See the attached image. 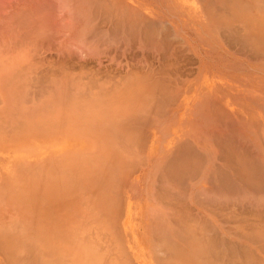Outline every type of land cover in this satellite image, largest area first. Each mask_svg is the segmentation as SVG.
Instances as JSON below:
<instances>
[{"label":"crops","instance_id":"0c3cea01","mask_svg":"<svg viewBox=\"0 0 264 264\" xmlns=\"http://www.w3.org/2000/svg\"><path fill=\"white\" fill-rule=\"evenodd\" d=\"M120 1L124 4H126V6H128V8H130L131 11H134L135 13H137L138 16L140 15L139 17H141L143 19L145 18V20L148 22L151 20L152 23L154 24V27L156 26V28H158V29H161V27L162 28L166 27V29H168L170 32L172 30V32L174 34V36H173L172 32H171L172 35L170 34V36L175 38L174 40H172L173 43L170 42V44H172L175 48L172 47V45H171V50H170V48H169L170 45H169V47L168 46L161 47V42H159V43L154 42L155 44L154 43L151 44L152 47L150 45L145 46L147 48L143 47L142 51H139V50L136 51L135 57H132L130 59H128V58L123 59L122 58L121 63H120L122 65L121 72H120V74L122 76L125 73L132 71V72H136L142 76L146 73V75L153 74V76L155 78H157V79L159 78L160 80L162 77L163 78L165 77V81H166V78H168L167 81L170 80V87L172 89L174 88L175 92L172 95L173 96L172 97L173 101L171 100L172 103L170 102L168 106L165 105L166 107L161 106V107H163V110L169 109L168 111L166 110L165 112H163L164 113L163 118H165V119H162V120L164 121V123L160 119V121L162 122V124H161L159 122V120L154 115H152V114L149 115V113L144 112V114H143L144 115L143 116V119H144L143 125L142 124L141 125L140 124L132 125L130 127V129H131V131L134 129L135 132L133 131V133H134L133 134L130 131L129 134H131V135L127 136V139L125 140V143L128 142L131 145L130 147L133 148V152H132L131 148L128 147L131 150V151H129L127 146L125 145L128 152L129 153L131 152L132 155L126 154L127 155V157H126L124 154H121V156H119L117 153L113 152L111 145L106 146V144L102 145V144H100V142L98 143L97 142L98 139H96L97 134L95 132L91 133V131L88 133L89 135L87 136V141H84L85 142L83 145L84 147H82V142H81L82 141V136H81L82 124H81V121L79 119L80 118L79 112L70 106L66 107L65 105H60L59 103L55 102L54 105H49V104L42 105L41 110L39 111V114L38 113H37L38 115L35 114L34 117L26 116V119L24 120L25 121L24 129L20 130V131H14V132H12L11 135H8L9 136V138H7L9 141L8 143H10L12 145L13 144L16 145V143L18 141L23 140L21 142V144L30 148V156L27 157L28 159L24 161L23 167H21V164H20V166L18 167L17 173L15 175V178L9 176V174L7 173V168L5 167L4 164H3V167L5 168V171L2 170L3 168L1 166V163H3L4 161L12 160L13 156H11L10 154L0 152V157H1L0 158V208H1L0 209V215H2V217H5V215H7V214L8 215L12 214V215H18L19 217H22L23 221L25 223L24 224V230H23L24 236L29 238L33 235L31 241H32V243L35 244V247L40 249L42 256L46 257L48 260H50L52 262H55V264H65V261H63V260H66V262H67L66 264H88L87 257H86L87 254H89L88 250L87 249L86 250L80 249L82 247L79 246L78 243L71 241V239H69L68 235H71L70 236L71 238H72V236H78L77 242H79L82 237L89 236L92 238L91 240L99 241L101 243V244L99 243V245H102V246H100V251H102V252L104 251V253H106L107 255H104V253L99 252L102 254V256H100V254L98 253L99 259H97L95 261L90 260L93 262V264H105V260H107L110 256H111V259L115 260V264H117V263L118 264H125V263L126 264L127 263L128 264H153V263L154 264H162V260H166L168 256L165 255L167 257L164 258V256L162 255V253L160 251L162 249L160 248L159 245H157V243L155 241L157 238V241L159 244L161 241V238L163 236H167V235L170 236V233L168 232L169 231L168 227H169V224L173 223V222L169 221L167 216L170 213V211L172 212V209L170 210L166 207L167 206V203H166L167 198H165V197H168L170 195V196H172L170 199H173V201H175V200L177 201L180 198V193H181V191H177V190H181L180 189L181 187L179 188V186H183L182 187V193L185 192L183 194L181 193L182 194L181 198H182V196H185V197L182 198L184 200H181L182 202L184 201L183 203H181L180 201H179V203H178V201L176 202L177 205L181 203L179 206L176 205L178 210H176V208L174 207V209H175L174 212L177 214L176 218L179 219L181 217L178 222H180L182 217H183L182 222L185 221V224H187V225L189 224V226L194 229V230L191 229L193 231L192 234L194 236H195V233H196V236H199V233H197L199 229L201 230L200 236L202 233H203L202 236H204L205 232L207 233L208 231L211 232L210 236L214 235V231H216L217 235L219 236V233L221 231H223V229H224L223 228L224 223H221V222H224V218H223L224 215L223 214H224L225 206L223 205L224 206L223 207L221 203L225 202V200H224L225 194L227 192H230L233 190V189L232 190L230 189V191H227L225 188L226 187L225 183H224V185H222L223 183L221 182V181L225 182L226 176L221 177L223 174V172H221V171H224L225 169L223 167L224 163L221 162L222 161L221 159H220L221 161L219 160L220 154L218 153L219 152L218 147L221 144H223L220 141L224 142L225 139H223V138L232 137L234 135V133H236L235 132L236 130L234 131V129H236V126L238 128V131L235 134L236 137H238V135L243 132V135L242 134H241L242 136L240 135V137H242L241 138L242 143L241 142L237 143V144H240L241 146H244V145L246 146L247 144L249 145L250 143L254 144L255 140L257 138V130H263L264 131V59H263L264 58V7H262V8L260 7L258 9V0H256V1H254V0H237V2H235V0H220L221 2L219 0H205V1H203V0H120ZM227 1H228V3H227ZM235 5H237V6H235ZM205 6L208 9L203 8ZM210 7H212V12L210 11L211 10ZM213 10L216 13L220 12L219 15L220 16L222 15L225 17L221 16L219 18L218 13L217 14L214 13ZM205 12H207V14H205ZM221 13H225V15H223ZM214 15H216V17H214ZM212 17H213V19H212ZM219 21L221 22V24H219L220 23ZM156 23L158 25H156ZM226 27L227 28L229 27L231 29H227ZM231 31H232V33H230ZM233 35L234 36L236 35L235 37L238 41L233 37ZM228 36H231V37H228ZM230 38H232V39H230ZM225 40H226V42H224ZM253 40H256L255 42L257 43V44L255 43L254 49L252 48L253 47L252 42L254 44ZM227 41H229L228 43L230 45L226 44ZM174 42H175V45H174ZM258 44H259V46L256 48L255 46ZM158 45H159V47H158ZM152 48H154V49H152ZM258 48L260 51L255 50ZM160 49H162V50H160ZM168 50H169V52H168ZM247 53L249 55H247ZM166 55H167V57H166ZM259 57H261V58L263 57V58L261 59ZM73 59H75V58L73 57ZM71 66L73 69L76 68L75 64H73ZM148 68L152 72H150L148 70ZM141 73H143V74H141ZM154 73H156L158 77H156V74H154ZM165 73H167V74L169 73L168 74L169 76L171 73V76L168 77L167 74L165 75ZM162 74H164V76H162ZM107 75H109V74H107ZM110 75H113V73H111ZM146 75H144V76H146ZM152 96L155 97L154 95H152ZM72 97H74V96H72ZM211 102H212V104H211ZM255 104H257V105H255ZM209 107L210 108L212 107V109H210V111H209V109H207ZM217 107H219V108L217 109ZM239 108H241V109H239ZM221 109H222V111H221ZM219 112H220V114H219ZM210 113H211V116H212V113L214 115L211 118V121H208V119L210 120V117H211ZM215 114L217 117L215 116ZM149 116H151L153 120ZM148 117H149V119H148ZM214 117H215V119H214ZM166 118H167V120H166ZM29 120H31V121H29ZM212 120H214L215 123H213ZM221 120H222V122H221ZM203 121L205 122V125H204ZM207 121L210 124H208ZM231 122L233 125H230ZM254 122H255V125H254ZM159 123H160V125H159ZM166 123H168V124L166 125ZM169 123L170 124L172 123V125H170ZM153 124H155V125H153ZM211 124H213V125H211ZM235 124H236V126H235ZM258 124L261 125L260 128H259ZM185 125H187V126H185ZM209 125H210V127H209ZM220 125H221V128L224 130H221L219 128ZM256 125L258 128L255 127ZM145 126H146V128H145ZM211 126H214V127H211ZM215 126L217 127L218 130H216ZM228 126H230L231 128H234V126H235V128L232 130ZM164 127H165V129H163ZM242 127L244 128V130H241ZM251 127L252 128L255 127L257 130L255 131V128L251 129ZM9 128H12V127H9ZM169 128H171V129H169ZM208 128H210V129H208ZM211 128H214L215 130L214 129L212 130ZM128 129H129V127H128ZM135 129H137V131ZM201 129H202V131H201ZM123 130H125V128ZM229 130L232 131V133ZM213 131H216V132L214 133ZM137 132L138 133L140 132V133L138 134ZM211 132L213 133V135ZM218 132H221V133L225 132V133L222 135L220 133L218 134ZM228 132H230V133H228ZM238 132H239V134H238ZM250 132L253 135L249 134ZM124 134L125 133H123V135ZM24 135H26V136H24ZM91 135H93V137H95V138H93ZM207 136L210 138H208ZM214 136L216 137L215 140H214ZM249 136H251V137H249ZM246 138L250 139L252 142L247 141L248 139L246 140ZM128 139L129 140L132 139V140L128 141ZM143 139H144V141H143ZM50 140H51V142H50ZM216 140H217V142H216ZM239 140H240V138H239ZM243 140H244V142H243ZM1 141H2V137L0 136V142ZM147 141H148V143H147ZM190 141H191L192 145L190 144ZM208 141H210V143ZM245 141H247V144L245 143ZM128 143H127V145H129ZM142 143H144V145L146 147L143 146ZM178 143H179V145H178ZM213 143H214V145H213ZM215 143H217V145H215ZM243 143H245V144H243ZM188 144H190L189 145L190 147L188 146ZM251 144H250V146H251ZM133 145H135V146L137 145V148ZM195 145H197L196 146L197 149L194 147ZM180 146H182V147H180ZM216 146H218V147H216ZM109 147H110V149H109ZM184 147H187L188 151L190 150L189 148H191L192 150L189 151L190 152L189 153L186 150L187 148H184ZM38 148L40 149V156H38L37 154H34L35 150ZM194 148L196 150H194ZM144 149L146 151L145 153H143ZM134 150H136V151H134ZM193 150L196 153H194ZM201 150L204 152L206 151V153L201 152ZM217 150H218V152H217ZM180 151H182L183 154ZM178 152L181 153V157H180V154H178ZM187 152H188V154H187ZM133 153L135 155L136 154H138V155L142 154L143 155V156L142 155L139 156L140 158L142 157L143 159L142 158L138 159L139 157L137 158L138 161L140 160V163L137 161L138 162L137 164H139V165L138 166L136 165L137 168L139 167L138 168L139 170L136 167H134L133 165H130L129 161L136 162L133 158H132L133 160L132 159L130 160L128 158L129 155H130L129 157H135V156H133L134 155ZM197 153L199 155L196 157L197 161L195 162L196 159H192L191 157L194 158L197 155ZM208 153H209V156H208ZM184 154H186L185 155L186 158H185ZM193 154H195V155H193ZM202 154H204V155H202ZM217 154H218V156H217ZM82 155H87V156H84V158H83V157H81ZM144 155H145V157H144ZM187 155L189 156V159H188ZM117 156L120 157V161H119V157H117ZM37 157H39V158H37ZM80 157H81V159H80ZM122 157L124 160L122 159ZM178 157H180V158H178ZM99 158H100V160L104 159L101 163L103 165L105 164L106 166L102 167V164L101 163L99 164ZM115 158H117V162H116ZM126 158L128 159V163H127ZM190 158L192 159V161H194L193 163L191 162ZM135 159H136V157H135ZM181 159H183L184 161ZM210 159H212V162H209ZM80 160L82 162H80ZM144 160H145V162H143ZM216 160H217V162H216ZM89 161L91 163L94 162L95 165H94V163H93V165L96 167L91 168L92 164ZM104 161H105V163H104ZM202 161L204 164H202ZM181 162L185 163L184 167H183V164H181ZM88 163H90V164L88 165ZM190 163L191 164L198 163V164H195L197 166H195V165L192 166ZM215 163H218L219 165L220 164L221 165L218 166V164H215ZM128 164L131 167H129ZM49 165L52 167L54 165V167H56V169L54 167H53V169L57 170V173L59 171L60 175H62V171H63V175H62L63 177H61L62 182H63V180H65L64 177L66 176L65 175L66 169H63V167H67L68 168L67 171L70 170L69 171L70 173L67 172V177L71 178L72 180L71 179L67 180L69 178L65 177L66 183H64V182L62 183L59 180L60 177H58L60 175H57L55 171H51L52 169H50L51 167ZM107 166L110 167L109 170H111V169L112 170L109 171L108 170L109 167L107 168ZM198 166L202 167V168H198ZM217 166H218V168H217ZM36 167L37 168L39 167L42 170L41 172L44 174H42L40 172V169L38 168L39 170L37 169L38 171L36 170V175H34L35 172L33 173V170L35 171ZM59 167H61V169H59ZM79 167H80V169H79ZM114 167L119 168V169H117V168L116 169L120 172V174H121L120 176L118 174L119 172H117V170H115ZM158 167L159 168L161 167L162 170H160L161 168L159 169ZM165 167H167V168H165ZM168 167H170V168H168ZM192 167L194 169H192ZM221 167L224 170H221L219 172V174L217 175V173L221 169ZM130 168H133V170ZM178 168H180L181 170H178ZM29 169L32 171L31 172L32 174L30 173ZM48 169L51 171L52 174H50L48 172L49 171ZM124 169H126V171ZM182 169H184V170H182ZM188 169L193 170V171L195 170L194 171L195 173H193V171H188ZM216 169L217 170L219 169V170L217 171ZM20 170H22V171H20ZM163 170H164V172H162ZM167 170H169L168 173H167ZM185 170H187V172H191L194 175V176H192V174L187 173L189 181L193 184H191V183H189L190 185L188 184L189 181H187L188 178H187V176H185L186 175V173L184 172ZM25 171H26V173H25ZM27 171L30 174H28ZM115 171H116V173H115ZM196 171H198V172H196ZM45 172L47 175L45 174ZM107 172H108V175H107ZM112 172H113V177L111 175ZM165 172H166V174H165ZM182 172H184L183 176H182ZM24 173H25V175H24ZM71 173L73 176L75 174L74 178L71 175ZM100 173L102 176L100 175ZM163 173H164V177H166V179H164V177L162 176ZM175 173L177 175H178V173L180 174V175H178L177 180H175L176 176H177V175H175ZM220 173H221V175H220ZM22 174H23V177H22ZM26 174H28V175H26ZM48 174H50V177ZM167 174H170V175H167ZM198 174H200V175H198ZM29 175H30V179L32 181L29 179ZM53 175H54V177H55V175L57 176L58 181H56V179L55 180L53 179L54 178ZM82 175H83V177H81ZM158 175L160 176V178L163 177V179H162L163 183L161 181L160 184H162V185L167 184V187L171 188V190L169 188L167 190H165L167 187L165 188V186H163V188L162 189L160 188V189L161 190L164 189L165 191L164 190H163V192L157 191L158 190L157 187H159V185H160L159 184L157 186V181H160V178L158 177ZM76 176H77V178H76ZM100 176H101V178H100ZM209 176H210V178H209ZM218 176H220V178L222 179L221 181L219 180L220 178ZM26 177H27V179H26ZM40 177H42V178H40ZM44 177H46V179H44ZM116 177L119 178V180H118L119 182L116 181L117 180ZM183 177L184 178L186 177L185 180L187 179L186 181H184L185 186L183 184H181L183 182V179H184ZM194 177H196L197 179L192 180V178H194ZM211 177H213V180L211 179ZM38 178H40L42 180H40ZM170 178L171 179L174 178V179L171 180ZM178 178H180L181 182L177 183V181H180V180H178ZM73 179H74V181H73ZM112 179H113V181H112ZM37 180L38 181L40 180L42 182L39 181V183H38ZM53 180L56 182H53ZM103 180L105 181V183ZM168 180H170V181H168ZM78 181H79V183H78ZM126 181H129V182H126ZM171 181L176 182V183H173ZM31 182H33V183L37 182L36 184L34 183V185L37 188ZM45 182H47V183H45ZM72 182L73 183L76 182V183H74L75 186L73 184L71 185ZM113 182H114V184L112 185ZM155 182H156V184H155ZM164 182L166 184H164ZM186 182H187V184H186ZM219 182H220V184H219ZM60 183H61V185H60ZM67 183H69V184H67ZM64 184L66 185V187ZM135 184H137V185H135ZM174 184L179 185V186H176V188H175ZM56 185H58V186H56ZM130 185L134 186L133 187L134 189H132L130 187ZM155 185L157 186L156 188H155ZM187 185H189V186H187ZM221 185L223 187L225 186L224 190H223V188H221L222 187ZM73 186L76 188L78 186L80 188L82 187L83 191L88 190L87 192H85V194L83 193V191L80 190L81 194H84L81 197H85V199H82L80 197L81 194ZM136 186H137V188H135ZM186 186H187L186 191H188V192L185 191ZM61 187H64V188H61ZM102 187L104 189L106 187V189L108 191L104 190ZM123 187H126V188H123ZM172 187H174V189ZM3 188H4V190H3ZM121 188H123V189H121ZM217 188L219 190H217ZM7 189H8V191H7ZM53 189L55 190V192ZM59 189H60V191L62 189L60 195L58 194L60 192ZM110 189H112V190H110ZM172 189L174 190V192L176 191V193L179 194L178 199L176 198L177 195L174 196L175 194H173ZM153 190L157 191V193L155 194V196L152 197V194L154 195V193H155ZM169 190L172 193L169 194L167 192ZM203 190H205V192ZM5 191H7V192H5ZM122 191H123V193H122ZM133 191L134 192L136 191V192L133 193ZM200 191H202V194L205 195V197L208 199V201H209V199L212 200L213 193L215 194V195H213L214 197L216 195H219L220 197L216 196L217 198H220V199H218L219 201L217 199L216 200L221 204L222 207L220 206V204H218L219 205L218 206L217 202L215 204L214 200H213L214 204H212V205L209 204L210 201L208 202V205H207L206 200H205L206 202H204L203 204H202V201L200 203L199 198H198L199 201L196 200V197L198 196L197 194L200 193ZM75 192L79 196H77V194ZM195 192H196V194H195ZM72 193H74V194L72 195ZM87 193H89V194H87ZM159 193H161V196ZM104 194L106 195V197L104 196ZM119 194L122 198L121 197L119 198ZM167 194H169V195L165 196ZM194 194L197 196H194ZM202 194L200 193L199 195H201L200 197H203V199H204V196ZM208 194H210V196H211L210 198H209ZM89 195H91L92 197H96L97 200L100 197V199L102 201L101 200L97 201L96 199H93ZM137 195H139V196H137ZM187 195H188V197H187ZM102 196L105 199H103ZM42 197L46 198L45 201L43 200ZM160 197H161V199H160ZM221 197H224V198H222V200H224V201L221 200ZM88 198H89V201L86 202V199H88ZM155 198H158V199H155ZM163 198H165L166 201H164ZM81 199L84 200V202ZM120 199H122L123 201ZM192 199H194L195 201ZM104 201H107V202H104ZM154 201H156V202L160 201L161 203L159 205V202L156 203ZM113 202L116 205L113 206ZM162 202L166 203L165 207L162 205ZM186 202H188V203L186 204ZM85 203H86V206H82V205H85ZM107 203L109 204L108 205L109 207L106 206ZM45 204H47V205H45ZM90 204L92 207L90 206ZM174 204H175V202H174ZM189 204L191 206H189ZM118 205H120V206H118ZM205 205H207L208 207ZM89 206L92 208L91 211H90ZM212 206H213V208H212L213 211L210 210ZM101 207L103 209H101ZM162 207L167 208V211H165L166 209H163ZM192 207H193V209H191ZM215 207H217L216 210L218 208H219V211L223 210V213L221 211L222 214L217 213V211H215L217 213V217H216V213L214 212ZM220 207H221V209H220ZM86 208L88 209V211ZM121 208L123 211L120 210ZM150 208H152L153 210H151L149 212ZM206 208H208V209L210 208L209 209L210 213H208ZM3 209H4V211H2ZM93 209H95V211ZM106 209H108V211ZM180 209L182 210V214L180 212L181 211ZM102 210H106L109 214L106 211L105 212L107 214H103L104 211H102ZM116 210L119 211V213ZM184 210L188 211L189 213L188 212L186 213ZM98 211L100 213L102 211L101 217H100V213ZM155 211H157L158 213ZM178 211H179V213H178ZM5 212H6V214H5ZM152 212H155V214L153 215ZM196 212H198V214ZM211 212L213 215L211 214ZM3 213H4V216H3ZM86 213L88 214V216ZM135 213H136V215H135ZM150 213L153 215L154 218H152V216L150 217V215H151ZM159 213H161L164 218L161 216L160 221H155L156 219L159 218L158 215H161ZM200 213L202 214V216L200 215ZM91 214H92V216H91ZM97 214H99V215H97ZM186 214H188V215H186ZM89 215H90V218H89ZM95 215L97 217H93ZM106 215H109V219H108V217H106ZM184 215L186 216L187 220H186V218H184L185 217ZM198 215L201 217H198ZM211 215H212V217L210 219ZM221 215H223V216H221ZM76 216L78 217V219L75 218ZM2 217H0V221H1ZM189 217H191V219ZM193 217H195V218L193 219ZM80 218H82L83 220H81ZM103 218H105V219L107 218L108 219L107 221L109 222V224H107L108 222L105 221ZM110 218L112 219V221L110 220ZM113 218H116V219L114 220ZM150 218L152 219L151 221H150ZM161 218H163V221L161 220ZM219 218H220V220H218ZM89 219H91V220H89ZM78 220H79V222L81 221L84 223L83 226L85 228L81 225L82 224L81 222H80L81 227H79V225H77V224H79ZM87 220L89 221L88 224H87ZM92 220L93 221L94 220H97V221L100 220V221L99 222H97V221L93 222ZM103 220L105 223L103 222ZM188 220L190 222L194 221L193 222L194 224H192V222L190 224V222ZM72 221L74 223H72ZM115 221H118V223ZM152 221H155V222L153 223ZM164 221H166V222L163 223ZM120 222H121V224H120ZM157 222L160 223V225H157ZM217 222H218V224H217ZM69 223L72 225H69V227H68L67 225ZM85 223H86V225H85ZM91 223H94L95 224L94 226L96 228ZM98 223L102 224V226H105V227L100 226V224H98ZM113 223H114L115 227L118 226L117 230L115 227H113L114 226ZM150 223L151 224L153 223L152 224L153 227L157 226L158 231L156 230V228H154L157 231L155 236H154V233L156 231L154 232V230L152 229L153 227L150 225ZM197 223L201 224V225L199 224V226H200L199 229H196V227L198 228ZM166 224H168V226ZM204 224L206 225V228L208 229V231L206 230ZM221 225H223V226H221ZM71 226H73V227H71ZM77 226H78V228H77ZM88 226L92 227V228H89ZM108 226H111L109 228H112L113 232H110V230L112 231V229H109ZM0 227H1V223H0ZM101 227L103 229H105V231L103 229H101ZM149 227L150 228L152 227L151 228L152 232H151ZM220 227L222 229H220ZM82 228H84L85 231L87 229V232L82 230ZM30 229L32 230V232ZM160 229H164L165 233H162L164 231H162ZM167 229H168V231H167ZM213 229H214V231H213ZM75 230H77V231H75ZM101 230H103V231H101ZM108 230L110 233L108 232ZM195 230L197 232H195ZM217 230H219L220 232H218ZM98 231H100V232H98ZM64 232H67V234ZM89 232H92V233L89 234ZM101 232H103L104 234ZM105 232H107L106 235H105ZM94 233H95V236L93 237L92 234L94 235ZM113 233L114 234L116 233L117 236H116V234L113 236ZM27 234H28V236H27ZM87 234H89V235H87ZM98 234H100V236ZM144 234H146L147 236L149 234H152L153 236L149 235L148 236L149 238L147 239L146 235H144ZM34 235H35V238H34ZM96 235L98 238L96 237ZM158 236L159 237L162 236L159 238L160 240L158 239ZM108 237L110 238V240ZM102 239H104V240H102ZM111 240L113 241L114 244L112 243ZM117 240L119 241V243L117 242ZM106 241L108 243H109V241L111 242V243H109V246L106 243ZM153 241L155 243H153ZM57 243H58V245H57ZM115 243H116V246H114V248L116 247L115 248L116 252H113L114 248H111V247H113V245H115ZM110 244H111V247H110ZM125 244H126V246H125ZM119 245H120V247H119ZM157 246L160 249H158ZM152 247H155V248L152 249ZM101 248H102V250H101ZM103 248H104V250H103ZM105 248H106V250H105ZM107 248L109 250H107ZM118 249L122 252V254H124V255L119 254L121 257L119 255H117L118 253H121V252H118L119 251ZM156 249L161 254L157 253V251H155ZM179 249L181 250V248H179ZM106 251H109V252L111 251L110 256L108 255L109 252H106ZM123 251H125L126 254ZM150 252H152V253H150ZM183 252H184V250H183ZM90 254H92L94 257L97 256V255H94V253H92V251H90ZM103 255L105 258H103ZM122 256H125L126 258L122 257ZM82 257H83V260H82ZM101 257H102V259H101ZM122 258H125V261H124L125 263H123ZM176 258H177L176 261L178 263L193 264L192 262L191 263L187 262L186 261L187 259L185 260L184 256H177ZM61 260L63 261V263ZM68 260H69V262H72V263H69ZM102 260H103V262H102ZM128 260H129V262H128ZM159 260H161V261H159ZM92 262H90V263L92 264ZM202 262H200V264H202Z\"/></svg>","mask_w":264,"mask_h":264},{"label":"bare ground","instance_id":"6f19581e","mask_svg":"<svg viewBox=\"0 0 264 264\" xmlns=\"http://www.w3.org/2000/svg\"><path fill=\"white\" fill-rule=\"evenodd\" d=\"M23 1V5L21 4L20 5V2H22ZM31 1V0H30ZM29 0H0V20L3 18V17H7L8 18V20H7V18H6V20H7V22L9 21V19L12 17L13 19H15V20H11V22L12 23H10V24H13V22H17V24H15L16 26H14V24H13V27L12 26H10V29H12L11 30V32H13V28H17V26H18V30L17 29H15V33L13 32L12 33V35H11V33H9V30L7 29V28H5V26L2 28L1 26V32H5L4 30H8V31H6L5 33H7V34H9V35H11L12 36V38H13V34H14V36H16L15 34L17 33L18 34V37L16 36V37H14L13 39H11L10 38V42H9V40H8V42L7 41H2L1 39H0V82H3L4 80H5V78H11V77H13V76H15V77H17V76H19V77H29V78H33V79H35L36 81H37V83L38 82H41V80H43V78L42 77H38L37 76V73H40V76H45V79L46 78H49V82L50 83H52V85L54 84V86H55V84L56 83H58V80H60L59 79V77L58 76H60V77H65V79L66 80H69L70 81V83H67L66 84V86H70V88L69 89H67V90H65L64 91V94H65V96L66 97H68L69 98V104L66 106V107H68V106H70V107H72L73 109H75L76 111H78L79 112V115H80V121H81V124H82V129H83V127H84V125H88V129H89V132L91 131V133H96L97 134V138L96 139H98V143L100 142V144H102V145H105L106 144V146H112V149H113V152L114 153H117L119 156H121V154H124L126 157H127V155L128 154H131L132 155V153L130 152H128V150L129 151H131L132 150V152H133V148H131L130 146V144L128 143V142H126L125 143V140L127 139V136H130L131 134H129L130 133V131H131V129H130V127L132 126V125H138V124H142L143 125V123H144V119L142 118L144 115V112L146 113H149V115L150 114H152V115H154L155 117L157 116V114H158V116H159V122L162 124V122L160 121V119L162 120V119H165V118H163V115H164V113L163 112H165L167 109H165V110H163V107H161V106H165V105H169V103L171 102L172 103V95H173V92H175V90H174V88L172 89L171 87H170V80L169 81H167V79L168 78H166V81H165V77L163 78H161V80L158 78H155L154 76H153V74H151V75H146V73L144 74V75H146V76H142V75H140V74H138V73H136V72H131V73H127V74H124L123 76L121 75V74H119V75H117L116 76V74H115V77H117V79H114L115 77H111V76H109V77H107V81H103V82H100V80L99 79H97L98 77H93V71H92V69L91 68H89L88 66H86V64H85V62H86V59H84L85 57H86V54H87V58H88V55H89V53H86L85 55H84V57L82 56L83 54H84V51L82 50L83 49V46L85 45V50H87L88 48V50L89 51H91V48L94 46V42H95V40H96V38L95 39H93L94 40V42L93 41H91V34H93L95 37H97V35H96V33H97V31H99L98 30V26L96 25V27H97V29L96 28H93V17L92 16H90V15H88L87 16V19H88V21L87 22H89L90 24H91V26H89L87 23H86V25H88V28H87V30L85 31L86 33L88 32V34H89V38H87V35L84 37L82 34H81V32L83 31V30H81V28L83 27V23L85 24V22H83L82 23V20H81V18H80V14H81V16H82V14H85V11H83L82 12V10H81V6L80 5H78V4H76V6H75V8L73 9V11H71L72 12V14L70 15L69 14V16H70V19H68L67 17L65 18V17H63V16H61L60 14H58L57 12H58V4H57V0H52V1H50V0H42L41 2H39V0H38V2H39V6L41 7V8H36V6H34L35 8H36V10L33 8V5L30 7V8H26V7H28V6H26L27 5V3L28 2H30ZM36 1V0H35ZM113 1V2H112ZM203 1H205V0H203ZM220 1V0H219ZM254 1H256V0H254ZM33 2H34V0H33ZM105 2V8L103 9L104 11H102V12H104V15L103 14H101V15H103V18H104V21H103V19H102V16H101V18H100V20H102L103 21V24L102 25H104V24H107L108 22H110L111 23V25H113V30H112V33H113V35H114V40L113 41H111L110 39H112V37H108V40H109V44H112V43H115V42H120V43H123L124 44V48L126 49V48H128V47H133V45L131 44V43H133V39L135 38H137V39H140L141 41H137L136 40V42H137V46L139 47V48H142L141 47V45H142V43H143V41L144 42H146L145 44H146V46H148V45H150L151 47H152V45L151 44H153L154 42H157V43H159V42H161V47H165V46H168L169 47V45H170V50H171V45L172 44H170V42L171 43H173V41L172 40H174L175 38H173L172 36H170V34H171V32H172V30H171V32L168 30V29H166V27L165 28H162L161 27V29H158V28H156V26L154 27V24L152 23V21L150 20L149 22L148 21H146L145 20V18L143 19V18H141V17H139L138 16V14L137 13H135L134 11H131L130 10V8H128V6H126V4H125V6H124V4L122 3V2H119V3H117L115 0H110V1H104ZM221 2V1H220ZM226 2V1H225ZM235 2H237V0H235ZM239 2V1H238ZM35 3V2H34ZM33 3V4H34ZM84 3V2H83ZM227 3H228V1H227ZM230 3V2H229ZM241 3V2H240ZM258 3H259V6H262V7H264V0H258ZM37 4V3H36ZM243 4V3H242ZM25 5V6H24ZM38 5V4H37ZM210 5V4H209ZM215 5V4H214ZM218 5V4H217ZM246 5V4H245ZM207 6V5H206ZM203 7V8H207V7ZM211 6V5H210ZM216 6V5H215ZM214 6V7H215ZM235 6H237V5H235ZM241 6V5H240ZM243 6V5H242ZM81 7V8H80ZM76 8H78L77 10H76ZM128 8V9H127ZM13 9V10H12ZM208 9V8H207ZM210 11L212 12V7H210ZM214 9V8H213ZM83 10H84V8H83ZM98 10H99V8H98ZM208 11V10H207ZM89 11H87V13H88ZM101 12V13H102ZM213 12H214V10H213ZM91 13V12H90ZM210 13V12H209ZM214 13H216V12H214ZM218 13V15H219V13L220 12H217ZM216 13V14H217ZM205 14H207V12H205ZM204 14V15H205ZM221 14H223V15H225V13H221ZM94 15H97V14H94ZM16 16H23V17H20V18H24V19H22V20H20L19 21V18L17 17V18H15ZM61 16V17H60ZM222 16V15H221ZM220 15L218 16L219 18L221 17ZM10 17V18H9ZM214 17H216V15H214ZM222 17H225V16H222ZM11 18V19H12ZM206 18V17H205ZM96 19H97V16H96ZM147 19V18H146ZM212 19H213V17H212ZM222 19V18H221ZM6 20H4L5 21V24H6ZM17 20V21H16ZM100 20H99V23H100ZM220 20V19H219ZM2 21V20H1ZM0 21V22H1ZM19 21V22H18ZM92 21V22H91ZM3 22V21H2ZM1 22V23H2ZM10 22V21H9ZM8 22V23H9ZM151 22V23H150ZM154 22V21H153ZM217 22V21H216ZM220 22V21H219ZM1 23H0V25H1ZM81 23H82V27H81ZM95 23H96V20H95ZM4 23H3V25H5ZM219 24H221V22L219 23ZM156 25H158L157 23H156ZM6 26H9L8 24L6 25ZM64 26L67 28L66 29V33H64V36H62V38L61 39H58V35L60 36V33H61V31L63 30V28H64ZM95 26V25H94ZM162 26V25H161ZM228 26V25H227ZM12 27V28H11ZM20 27V28H19ZM86 27V26H85ZM164 27V26H163ZM230 27V26H229ZM227 28V29H231V28ZM169 28V27H168ZM59 29H60V31H59ZM99 29H100V27H99ZM104 30V29H103ZM110 31V30H109ZM233 31V30H232ZM232 31L230 32V33H232ZM83 33V32H82ZM100 33H102L103 34V32L102 31H100ZM98 34V33H97ZM172 34H173V32H172ZM171 34V35H172ZM236 34V33H235ZM0 35H2L3 36V34L2 33H0ZM81 35L85 38V39H88L87 41L82 37V40L83 41H81ZM10 36V37H11ZM20 36V37H19ZM103 36V35H102ZM173 36H174V34H173ZM236 36V35H235ZM234 35H233V37L236 39V37H235ZM3 37H6V36H3ZM2 37V38H3ZM7 37L9 38V36L7 35ZM57 38V39H54V38ZM105 36H103V38H104ZM228 37H231V36H228ZM7 38V39H8ZM173 38V39H172ZM3 39H6V38H3ZM106 39V38H105ZM178 39V38H177ZM220 39V38H219ZM230 39H232V38H230ZM58 40L60 41V44L58 45V46H56V44H57V42H58ZM108 40H107V42H108ZM221 40V39H220ZM237 40V39H236ZM230 41V40H229ZM229 41H227V43L226 44H229L228 42ZM238 41V40H237ZM254 41V44H253V42H252V45H253V49H254V45H255V41L256 40H253ZM91 42H93L92 44H91ZM224 42H226V40L224 41ZM251 42V41H250ZM258 42V41H257ZM43 43L45 44V45H47L46 47H47V50L48 51H56V50H58V49H60L61 51H63V54H66V57L65 58H63L64 56H62L61 57V59L63 58V60L60 62V63H62V65L64 64V63H69V62H71V61H74V63H76V65L78 66V69H77V71L76 72H74V73H69V71L67 70V73H64V70H63V68L62 67H60L59 69H58V66H59V64L60 63H55L54 61H51V59L49 58V59H45V60H43V61H40L39 60V56L38 55H36V53H34V51L35 50H38V49H42V45H43ZM222 43V42H221ZM231 43V42H230ZM259 43V42H258ZM262 43V42H261ZM106 44V43H105ZM155 44V43H154ZM223 44V43H222ZM257 44V43H256ZM91 45H92V47H91ZM107 45V44H106ZM126 45H128V46H126ZM157 45V44H156ZM174 45H175V42H174ZM230 45V44H229ZM259 46V44L258 45H256L255 47L257 48ZM74 47V48H73ZM88 47V48H87ZM156 47V46H155ZM158 47H159V45H158ZM172 47H174L173 45H172ZM229 47V46H228ZM250 47V46H249ZM71 48H73V49H75V50H70ZM149 48V47H148ZM175 48V47H174ZM230 48V47H229ZM251 48V47H250ZM35 49V50H34ZM152 49H154V48H152ZM163 49V48H162ZM162 49H160V50H162ZM173 49V48H172ZM14 50H16V52L14 51ZM17 50H20V51H18L17 52ZM21 50L23 51L24 50V53L23 52H21ZM34 50V51H33ZM94 50V49H93ZM92 50V51H93ZM256 51H258L259 50V48L258 49H255ZM260 51V50H259ZM4 52V56H2V53ZM36 52H38V51H36ZM87 52V51H86ZM164 52V51H163ZM168 52H169V50H168ZM232 52V51H231ZM81 53H83V54H81ZM92 53V52H91ZM90 53V54H91ZM249 53V52H248ZM247 53V55H249ZM80 54H81V56H80ZM92 55V54H91ZM38 56V57H37ZM241 56V55H240ZM244 56V55H243ZM256 56V55H255ZM73 57L75 58V59H73ZM89 57H91L90 55H89ZM166 57H167V55H166ZM169 58V57H168ZM245 58V57H244ZM259 58H261V57H259ZM263 58V57H262ZM261 58V59H262ZM60 59V60H61ZM113 59H115V58H112V57H110V61H113ZM264 59V58H263ZM59 60V61H60ZM260 60V59H259ZM167 61V60H166ZM20 63H24V64H20ZM99 63H101L100 61H99ZM151 69V68H150ZM148 70H149V68H148ZM150 71V70H149ZM148 71V72H149ZM150 72H152V71H150ZM58 73H60V74H58ZM157 73V72H156ZM156 73H154V74H156ZM141 74H143V73H141ZM167 73H165V75H166ZM169 74V73H168ZM167 74V76L168 77H170L171 76V73H170V76ZM98 75V74H97ZM162 76H164V74H162ZM156 77H158L157 76V74H156ZM160 77V76H159ZM164 81H163V80ZM31 83V82H30ZM173 85V84H172ZM194 85V84H193ZM53 86V87H54ZM52 87V88H53ZM171 88V89H170ZM174 90V91H173ZM148 91V92H147ZM6 92H7V90L6 89H3L2 90V92H0V107L2 108L1 110H0V136L2 137V141L0 142V152L1 153H6V154H9V150H11V151H14V152H16V154H17V156H18V153L19 152H21V153H24V152H28L27 150H26V148L24 147V146H22V144H21V142L23 141V140H21V141H18L17 143H16V145L15 144H10V143H8L9 141H8V139L7 138H9V136L8 135H11L12 134V132H14V131H20V130H23L24 129V127H25V125H24V123H25V119H26V116H28V117H34V115L35 114H39V111L41 110V105H37L35 108H32L31 110H27L26 112L25 111H21L20 113H17V115H15V111H13L12 113H11V116H10V114H9V112L7 111V108L8 107H10V106H14V104L10 101V100H6L5 99V97H8V95H6ZM47 91H43V93H44V95H43V93H41V97H43V96H45V93H46ZM86 92H88V93H86ZM152 95H154L155 97H153ZM10 96H11V94H10ZM19 96H21V94H19ZM72 96H74V97H72ZM234 96V95H233ZM235 98V97H234ZM236 99V98H235ZM172 100V101H171ZM8 101H10L8 104H7V102ZM235 102V101H234ZM253 102V101H252ZM6 104H7V108H6ZM211 104H212V102H211ZM235 104V103H234ZM239 104V103H238ZM208 105V104H207ZM206 105V106H207ZM236 105V104H235ZM255 105H257V104H255ZM210 106V105H209ZM166 107V106H165ZM171 107V106H170ZM169 107V108H170ZM205 107V106H204ZM239 107V106H238ZM219 107H217V109H218ZM207 109H209V111H210V109H212V107L210 108H207ZM239 109H241V108H239ZM169 110V109H168ZM167 110V111H168ZM205 111V110H204ZM221 111H222V109H221ZM217 112V111H216ZM205 113V112H204ZM37 114V115H38ZM207 114V113H206ZM219 114H220V112H219ZM225 114V113H224ZM67 115V114H66ZM208 115V114H207ZM213 113H212V116H211V113H210V120L208 119V121H211V118L213 117ZM218 115V114H217ZM141 116V117H140ZM215 116H216V114H215ZM227 116V115H226ZM149 117H151V116H149ZM149 117H148V119H149ZM217 117V116H216ZM219 117V116H218ZM228 117V116H227ZM223 118V117H222ZM30 119V118H29ZM151 119H152V117H151ZM207 119V118H206ZM205 119V120H206ZM214 119H215V117H214ZM217 119V118H216ZM225 119V118H224ZM229 119V118H228ZM153 120V119H152ZM157 120V121H158ZM166 120H167V118H166ZM204 120V119H203ZM218 120V119H217ZM29 121H31V120H29ZM148 121V120H147ZM163 121V120H162ZM207 121V122H208ZM213 121V123H215L214 122V120H212ZM216 121V120H215ZM226 121V120H225ZM224 121V122H225ZM251 121V120H250ZM149 122V121H148ZM167 122V121H166ZM204 122V121H203ZM221 122H222V120H221ZM227 122V121H226ZM225 122V123H226ZM229 122V121H228ZM233 122V121H232ZM232 122H231V124L230 125H233L232 124ZM155 123V122H154ZM160 123H159V125H160ZM163 123H164V121H163ZM178 123V122H177ZM197 123V122H196ZM212 123V122H211ZM219 123V122H218ZM252 123V122H251ZM156 124V123H155ZM155 124H153V125H155ZM168 123H166V125H167ZM170 124V123H169ZM176 124V123H175ZM208 124H210L209 122H208ZM227 124V123H226ZM225 124V125H226ZM253 124V123H252ZM164 125V124H163ZM170 125H172V123L170 124ZM177 125V124H176ZM204 125H205V122H204ZM211 125H213V124H211ZM254 125H255V122H254ZM259 125V124H258ZM152 126V125H151ZM174 126V125H173ZM185 126H187V125H185ZM223 126V125H222ZM235 126H236V124H235ZM235 126H234V128H235ZM243 126V125H242ZM260 126L261 125H259V128H260ZM9 127H12V128H9ZM128 127H129V129H128ZM205 127V126H204ZM209 127H210V125H209ZM211 127H214V126H211ZM228 127H230V126H228ZM239 127V126H238ZM241 127V126H240ZM256 128H258L257 127V125L255 126ZM255 127H253V128H255ZM125 128V130H123ZM133 128V127H132ZM144 128V127H143ZM145 128H146V126H145ZM158 128V127H157ZM186 128V127H185ZM215 128H216V130H218L217 129V127L215 126ZM219 128L221 129V130H224V129H222L221 128V125L219 126ZM224 128V127H223ZM226 128V127H225ZM234 128H231L230 127V129H234ZM243 128V127H242ZM241 128V130H244V128L242 129ZM252 127H251V129H253ZM255 128V131L257 130ZM138 129V128H137ZM137 129H135L136 131H137ZM151 129V128H150ZM163 129H165V127L163 128ZM169 129H171V128H169ZM168 129V130H169ZM187 129V128H186ZM185 129V130H186ZM208 129H210V128H208ZM212 130L214 129V128H211ZM229 129V128H228ZM11 130V131H10ZM215 130V129H214ZM236 130V131H235ZM240 130V129H239ZM133 131H134V129L131 131L132 133H133ZM163 131V130H162ZM201 131H202V129H201ZM206 131V130H205ZM228 131V130H227ZM230 131V130H229ZM234 131L237 133V131H238V128H237V126H236V129H234ZM258 131V130H257ZM135 132V131H134ZM147 132V131H146ZM164 132V131H163ZM209 132V131H208ZM214 133L216 132V131H213ZM231 133H232V131H230ZM230 132H228V133H230ZM240 132V131H239ZM239 132H238V134H239ZM123 133H125L124 135H123ZM138 133V132H137ZM140 133V132H139ZM138 133V134H139ZM186 133V132H185ZM197 133V132H196ZM212 133V132H211ZM224 134V133H221V132H218V134ZM236 133H234V135L232 136V137H228V138H223V139H225L224 140V142L223 141H220V142H222L223 144H221L219 147L218 146H216V147H218V149H219V152H218V150H217V152L220 154L219 155V160L222 162V163H224V169L221 167V169L218 171L217 169V171H218V173H217V175L219 174V172L221 171V170H224V171H221V172H223V174H222V176L221 177H223V176H226V179H225V182L224 181H221L222 179L220 178V176H218L220 179V181L223 183H221L222 185H224V183H225V188H226V190L227 191H230V189L232 190V191H230V192H227L226 194H225V198L224 197H221V200H222V198H224V200H225V202H223V203H221L222 204V206L224 205L225 206V208H224V222H221V223H224V226L223 225H221V226H223V231H219L220 229H222L221 227H220V229L219 230H217L218 232H220L219 233V236L217 235V232L216 231H214V229H213V231H214V235L213 236H210V231H208V229L206 228V223L204 224L205 225V228H206V230L208 231L207 233L205 232V235L204 236H202V234H201V236H200V233H201V230L199 229L200 228V226H199V224L200 223H197L198 224V228L196 227V229H199L198 230V232L195 230V232H197V233H199V236H196V233H195V236L192 234V230L191 229H193V228H191L190 226H189V224L187 225V224H185V221H183L182 222V219H183V217H182V219H181V221L180 222H178L179 220H180V218L178 219V218H176V213L174 212V207L176 208V210H178L177 209V207H176V202L178 201V203H179V201L181 202V203H183L181 200H184V199H182V198H184L185 196H182V198H181V195L183 194V193H185V192H183L182 193V187L183 186H179V185H176V184H174L175 185V188H176V186H179V188L181 189V190H177V191H181V193H180V198L178 199V195L179 194H177L176 193V191L174 192V187H172L173 189H172V192H173V194H175L174 196H176L177 195V201L175 200V201H173V199H170L172 196H170L169 194L170 193H172L170 190H171V188H169V187H167V184L164 182V184H166V185H162V184H160L161 183V181H162V179H163V177H164V173L162 174V178H160V176L158 175V177L160 178V181H157V186L159 185V187H157L156 185H155V188L157 187V191L158 192H163V190H161L162 188H163V186H165V190H167L168 188L170 189L169 191H167L169 194H167V195H165V196H168V197H165V198H167V201L165 200V198H163L164 199V201H166V203H167V208L168 209H172V212L170 211V213L168 214V219H169V221H172L173 223H170L169 224V227H168V229H169V231H168V229H167V231L170 233V236H160V237H162L161 238V241H160V243L158 244V241H157V238H156V243H157V245H159L160 246V248L162 249V250H160L161 251V253H162V255L164 256V258H166L167 256V259L166 260H162V264H181V263H178L177 261H176V257L177 256H184V259L187 261V262H192L193 264H200V262H202V264H264V257H262V256H259V255H254V253L252 252V250L250 249V247L251 246H257L256 248L258 249V250H260V252H262L263 254H264V184L262 183V182H258V179L257 178H259V177H261V176H263L264 174H262V171L264 170V156L263 157H258L259 159H262V162L260 161V160H258V158H256L257 157V152L255 151H253V149L254 148H252V147H250V144L248 145L247 144V141H251L250 139H248V138H246V140L247 141H245V143L247 144L246 146L244 145V146H241L240 144H237V143H239V142H241V138L242 137H240V135L242 134L243 135V132L241 133V134H239L238 135V137L240 138V140H239V138L238 137H236ZM24 134V133H23ZM134 134V133H133ZM132 134V135H133ZM137 134V135H138ZM200 134V133H199ZM217 134V135H218ZM249 134H251V135H253L251 132L249 133ZM263 134V133H262ZM136 135V134H135ZM212 135H213V133H212ZM215 135V134H214ZM231 135V134H230ZM241 135V136H242ZM255 135V134H254ZM264 135V134H263ZM24 136H26V135H24ZM82 136V135H81ZM92 137H93V135H91ZM209 136V135H208ZM207 136V137H208ZM211 136V135H210ZM220 136V135H219ZM226 136V135H225ZM229 136V135H228ZM246 136V135H245ZM256 136V135H255ZM61 137V136H60ZM139 137V136H138ZM244 137V136H243ZM249 137H251V136H249ZM86 138V139H85ZM93 138H95V137H93ZM131 138V137H130ZM166 138V137H165ZM208 138H210V137H208ZM49 139V138H48ZM216 139V137L214 136V140ZM220 139V138H219ZM32 140V139H31ZM46 140V139H45ZM54 140V139H53ZM58 140V139H57ZM130 140H132V139H130ZM129 139H128V141H130ZM178 140V139H177ZM212 140V139H211ZM221 140V139H220ZM258 139L256 138V140H255V143L254 144H251V145H257V144H259V140L257 141ZM6 141V142H5ZM82 141L84 142V141H87V137L85 136V137H83L82 136ZM81 141V142H82ZM140 141V140H139ZM143 141H144V139H143ZM187 141V140H186ZM50 142H51V140H50ZM185 142V141H184ZM209 143H210V141H208ZM216 142H217V140H216ZM219 142V141H218ZM243 142H244V140H243ZM252 142V141H251ZM6 143V144H5ZM125 143V144H124ZM127 143L129 144V145H127ZM137 143V142H136ZM141 143V142H140ZM147 143H148V141H147ZM186 143V142H185ZM184 143V144H185ZM212 143V142H211ZM242 143V142H241ZM245 143H243V144H245ZM143 144V146H145L144 145V143H142ZM183 144V145H184ZM190 144H191V141H190ZM190 144H188V146L190 145ZM200 144V143H199ZM206 144V143H205ZM28 145V144H27ZM127 146V148L129 147V148H131V150L128 148V150H127V148H126V146ZM178 145H179V143H178ZM186 145V144H185ZM192 145V144H191ZM194 145V144H193ZM213 145H214V143H213ZM215 145H217V143H215ZM260 145H264V140H261L260 141ZM133 146H135V145H133ZM139 146V145H138ZM187 146V145H186ZM196 146L197 145H195L194 147L196 148ZM205 146V145H204ZM83 147V146H82ZM136 148H137V145L135 146ZM146 147V146H145ZM144 147V148H145ZM180 147H182V146H180ZM190 147V146H189ZM203 147V146H202ZM260 147V146H259ZM29 147H27V149H28ZM184 148H187V147H184ZM194 148V150H196ZM200 148V147H199ZM207 148V147H206ZM261 148V147H260ZM109 149H110V147H109ZM143 149V148H142ZM190 150L189 151H191L192 149L191 148H189ZM202 149V148H201ZM204 149V148H203ZM177 150V149H176ZM187 151H188V148L186 149ZM193 150V152L194 153H196L195 151ZM263 150V149H262ZM134 151H136V150H134ZM144 152L143 153H145L146 151H145V149L143 150ZM188 151V152H189ZM264 151V150H263ZM138 152V151H137ZM180 152H182V151H180ZM188 152H187V154H188ZM200 152V151H199ZM201 152H204V151H202L201 150ZM200 152V153H201ZM209 152V151H208ZM175 153V152H174ZM190 153V152H189ZM204 153H206V151L204 152ZM210 153V152H209ZM209 153H208V156H209ZM35 154H37L38 156H40V149H36L35 150ZM82 154V153H81ZM84 154V153H83ZM127 154V155H126ZM134 154V153H133ZM176 154V153H175ZM178 154H180V157H181V153H179L178 152ZM182 154H183V152H182ZM94 155V154H93ZM96 155V154H95ZM138 154H134L133 156H135L136 157V159H135V157H129L128 156V158L131 160L132 158L136 161V162H134V161H129L130 162V165H133L134 167H136V165L138 166L139 164H137L138 162L140 163V160L138 161L137 160V158L140 156V155H142V154H139L138 156H137ZM186 154H184V156H185ZM193 155H195V154H193ZM199 154L197 153V155L193 158V157H191L192 159H196L195 160V162L197 161V156H198ZM202 155H204V154H202ZM84 156H87V155H82L81 157H83L84 158ZM119 156H117V157H119ZM143 156V155H142ZM216 156V155H215ZM217 156H218V154H217ZM27 157H29V156H27ZM27 157H25L24 158V156L22 157V158H13L9 163H10V165H9V167L8 168H12L11 169V171L13 172V173H17V170H18V167L20 166V164H21V167H23V163H24V161L25 160H27L28 158ZM81 157H80V159H81ZM144 157H145V155H144ZM166 157V156H165ZM169 157V156H168ZM180 157H178V158H180ZM187 157H188V159H189V156L187 155ZM202 157V156H201ZM204 157V156H203ZM1 158V157H0ZM32 158V157H31ZM37 158H39V157H37ZM142 158V157H141ZM140 157L138 158V159H141ZM171 158V157H170ZM184 158V157H183ZM185 158H186V156H185ZM190 158V159H191ZM30 159V158H29ZM49 159V158H48ZM113 159V158H112ZM116 159V162H117V158H115ZM122 159H123V157H122ZM127 159V158H126ZM125 159V160H126ZM132 159V160H133ZM143 159V158H142ZM176 159V158H175ZM192 159H191V162L193 163L194 161H192ZM213 159V158H212ZM212 159H210L209 160V162H212ZM250 159H252V160H250ZM50 160V159H49ZM104 159H102V160H100V158H99V164L103 161ZM124 160V159H123ZM169 160V159H168ZM172 160V159H171ZM177 160V159H176ZM181 160H183V159H181ZM180 160V161H181ZM199 160V159H198ZM202 160V159H201ZM218 160V161H219ZM33 161V160H32ZM70 161V160H69ZM119 161H120V157H119ZM138 161V162H137ZM184 161V160H183ZM190 161V160H189ZM205 161V160H204ZM219 161V162H220ZM2 162V161H1ZM80 162H82L81 160H80ZM90 162V161H89ZM125 162V161H124ZM133 162V163H132ZM143 162H145V160L143 161ZM150 162V161H149ZM176 162V161H175ZM216 162H217V160H216ZM28 163V162H27ZM26 163V164H27ZM54 163V162H53ZM58 163V162H57ZM91 163V162H90ZM90 163H88V165L90 164ZM94 163V162H93ZM93 163H91L92 165H93ZM104 163H105V161H104ZM126 163V162H125ZM127 163H128V159H127ZM132 163V164H131ZM135 163V164H134ZM148 163V162H147ZM169 163V162H168ZM173 163V162H172ZM178 163V162H177ZM199 163V162H198ZM198 163H195V164H198ZM4 164V163H3ZM3 164L1 163V166H2V170L3 171H5V168L3 167ZM25 164V165H26ZM51 164V163H50ZM102 164V163H101ZM181 164H183V167H184V164L185 163H182L181 162ZM191 164V163H190ZM195 164H191L192 166L193 165H195ZM202 164H204L203 163V161H202ZM215 164H218V163H215ZM91 165V168H95L96 166H94L95 165V163H94V165L92 166ZM108 165V164H107ZM112 165V164H111ZM115 165V164H114ZM113 165V166H114ZM127 165V164H126ZM129 164H128V166L129 167H131ZM141 165V164H140ZM147 165V164H146ZM187 165V164H186ZM206 165V164H205ZM209 165V164H208ZM207 165V166H208ZM221 165V164H220ZM219 164H218V166H220ZM48 166V165H47ZM50 166V165H49ZM103 166H106L105 164L103 165L102 164V167ZM110 166V165H109ZM109 166H107V168L109 167ZM127 166V167H128ZM157 166V165H156ZM160 166V165H159ZM190 166V165H189ZM195 166H197V165H195ZM218 166H217V168H218ZM5 167H6V165H5ZM20 167V168H21ZM51 168L50 169H52L51 171H55L56 172V174L57 175H60V173H59V171H58V173H57V170H55L56 169V167H54V165H53V167L55 168V169H53V167L52 166H50ZM58 167V166H57ZM119 167V166H118ZM126 167V166H125ZM128 167V168H129ZM204 167V166H203ZM39 168V167H38ZM37 167H36V169H35V171L33 170V173L35 172V174L34 175H36V170L38 169ZM82 168V167H81ZM117 168V167H116ZM115 167H114V169L115 170H117V169H119V168H117L116 169ZM137 168V167H136ZM139 168V167H138ZM137 168V169H138ZM147 168V167H146ZM159 168V167H158ZM161 168V167H160ZM159 168V169H160ZM165 168H167V167H165ZM168 168H170V167H168ZM197 168V167H196ZM198 168H202V167H199L198 166ZM220 168V167H219ZM9 169V170H10ZM40 169V168H39ZM38 169V170H39ZM58 169V168H57ZM59 169H61V167H59ZM63 169H66V171H65V177L66 178H69V177H67V172H69V171H67V167H63ZM79 169H80V167H79ZM110 169V167L108 168V170ZM130 169H132L133 170V168H130ZM164 169V168H163ZM192 169H194L193 167H192ZM9 170H7V171H9ZM30 170V169H29ZM28 170V171H29ZM37 170V171H38ZM45 170V169H44ZM43 170V171H44ZM49 170V169H48ZM107 170V171H108ZM112 170V169H111ZM111 170H109V171H111ZM125 171H126V169H124ZM139 170V169H138ZM160 170H162V168L160 169ZM166 170V169H165ZM175 170V169H174ZM178 170H181L180 168H178ZM182 170H184V169H182ZM204 170V169H203ZM20 171H22V170H20ZM27 171V172H28ZM42 170L40 169V172H41ZM51 171L49 170L48 172L50 173V174H52L51 173ZM168 171L169 170H167V173H168ZM188 171H193V170H189L188 169ZM195 171V170H194ZM193 171V173H195ZM216 171V172H217ZM32 171L30 170V173H31ZM39 172V173H40ZM117 172H119L118 170H117ZM132 172V171H131ZM162 172H164V170L162 171ZM161 172V173H162ZM177 172V171H176ZM185 173H186V175L185 176H187V173L189 174H192L191 172H187V170H185L184 171ZM184 172H182V176H183V173ZM196 172H198V171H196ZM207 172V171H206ZM211 172V171H210ZM225 172V173H224ZM8 173V172H7ZM25 173H26V171H25ZM25 173H24V175H25ZM29 172H28V174H30ZM42 173V172H41ZM70 173V172H69ZM98 173V172H97ZM115 173H116V171H115ZM123 173V172H122ZM136 173V172H135ZM208 173V172H207ZM28 174H26V175H28ZM32 174V173H31ZM42 174H44V173H42ZM45 174H46V172H45ZM50 174H48L49 175V177H50ZM96 174V173H95ZM119 174V176L121 175L120 174V172L118 173ZM160 174V173H159ZM165 174H166V172H165ZM226 174V175H225ZM47 175V174H46ZM62 175H63V171H62ZM62 175H60V176H58V177H60V181L62 182V179H61V177H63ZM71 175H72V173H71ZM100 175H101V173H100ZM107 175H108V172H107ZM110 175V174H109ZM112 177H113V172H112ZM115 175V174H114ZM167 175H170V174H167ZM175 175H177L176 173H175ZM178 175H180L179 173H178ZM178 175L176 176V179L175 180H177V177H178ZM198 175H200V174H198ZM220 175H221V173H220ZM73 176V175H72ZM74 176H75V174H74ZM74 176H73V178H74ZM80 176V175H79ZM102 176V175H101ZM101 176H100V178H101ZM134 176V175H133ZM154 176V175H153ZM191 176V175H190ZM189 176V177H190ZM192 176H194L193 174H192ZM235 177V183L234 182H232L231 180H229V179H231L232 177ZM22 177H23V174H22ZM28 177V176H27ZM27 177H26V179H27ZM33 177V176H32ZM36 177V176H35ZM34 177V178H35ZM53 177H54V175H53ZM64 177V179L65 180H63V182L64 183H66L65 181H66V178ZM81 177H83V175L81 176ZM80 177V178H81ZM108 177V176H107ZM106 177V178H107ZM111 177V176H110ZM217 177V178H218ZM40 178H42V177H40ZM40 178H38V179H40ZM76 178H77V176H76ZM117 178V182H119L118 180H119V178L118 177H116ZM152 178V177H151ZM168 178V177H167ZM181 178V177H180ZM180 178H178V180H180ZM184 178V177H183ZM186 178V177H185ZM185 178L183 179V182L184 181H186L185 180ZM187 178H188V176H187ZM209 178H210V176H209ZM29 179H30V175H29ZM44 179H46V177H44ZM54 180L56 179V181H58L57 180V176L55 175V177L53 178ZM71 178H69V179H67V180H70ZM79 179V178H78ZM99 179V178H98ZM131 179V178H130ZM164 179H166V177H164ZM169 179V178H168ZM171 179V178H170ZM174 179V178H173ZM173 179H171V180H173ZM193 179H197L196 177H194V178H192V180ZM211 179L213 180V177H211ZM31 180V179H30ZM34 180V179H33ZM40 180H42V179H40ZM39 180V181H40ZM53 180V182H56V181H54ZM72 180V179H71ZM105 180V179H104ZM103 180V181H104ZM110 180V179H109ZM191 180V181H192ZM26 181V180H25ZM32 181V180H31ZM38 181V180H37ZM39 181H38V183H39ZM48 181V180H47ZM52 181V180H51ZM73 181H74V179H73ZM112 181H113V179H112ZM111 181V182H112ZM121 181V180H120ZM168 181H170V180H168ZM187 181H189V178H188V180ZM211 181V180H210ZM40 182H42V181H40ZM44 182V181H43ZM62 182V183H63ZM69 182V181H68ZM126 182H129V181H126ZM171 182H173V181H171ZM178 182H181V180L180 181H177V183ZM181 183V184H185V182L184 183ZM193 182V181H192ZM22 183V182H21ZM31 183H33V182H31ZM35 183V182H34ZM34 183H33V185H34ZM37 183V182H36ZM35 183V184H36ZM45 183H47V182H45ZM74 183H76V182H74ZM73 182L71 183V185L73 184L74 186H75V184H74ZM78 183H79V181H78ZM77 183V184H78ZM104 183H105V181H104ZM162 183H163V181H162ZM173 183H176V182H173ZM189 183H191L190 181L188 182V184ZM67 184H69V183H67ZM81 184V183H80ZM114 184V182L112 183V185ZM117 184V183H116ZM115 184V185H116ZM133 184V183H132ZM155 184H156V182H155ZM186 184H187V182H186ZM191 184H193V183H191ZM219 184H220V182H219ZM60 185H61V183H60ZM65 185V184H64ZM79 185V184H78ZM83 185V184H82ZM102 185V184H101ZM104 185V184H103ZM106 185V184H105ZM111 185V184H110ZM122 185V184H121ZM135 185H137V184H135ZM190 185V184H189ZM189 185H187V186H189ZM221 185V186H222ZM21 186V185H20ZM35 186V185H34ZM38 186V185H37ZM56 186H58V185H56ZM63 186V185H62ZM73 186V187H74ZM162 186V187H161ZM170 186V185H169ZM185 186V185H184ZM187 186L185 187V191H186V188H187ZM36 187V186H35ZM60 187V186H59ZM65 187H66V185H65ZM72 187V186H71ZM107 187V186H106ZM106 187H105V189L104 190H107L106 189ZM113 187V186H112ZM130 187L132 188V189H134L133 187L134 186H131L130 185ZM171 187V186H170ZM224 187L222 186L221 188H223V190H224ZM234 187V188H233ZM37 188V187H36ZM61 188H64V187H61ZM68 188V187H67ZM80 194H81V191H83L82 190V187L80 188L79 186L76 188V187H74ZM80 188V189H79ZM101 188V187H100ZM123 188H126V187H123ZM123 188H121V189H123ZM135 188H137V186L135 187ZM154 188V187H153ZM154 188V189H155ZM161 188V189H160ZM178 188V189H179ZM58 189V188H57ZM56 189V190H57ZM66 189V188H65ZM79 189V190H78ZM102 189V190H103ZM113 189V188H112ZM112 189H110V190H112ZM119 189V188H118ZM3 190H4V188H3ZM54 190V189H53ZM81 190V191H80ZM109 190V191H110ZM164 190V191H165ZM217 190H219L218 188H217ZM7 191H8V189H7ZM7 191H5V192H7ZM59 191H60V189H59ZM61 191H62V189H61ZM61 191L58 193L59 195H60V193H61ZM88 191V190H87ZM87 191H83V193L85 194V192H87ZM108 191V190H107ZM154 191V190H153ZM157 191H154L153 193H154V195L152 194V197L153 196H155V194L157 193ZM204 192H205V190H203ZM211 191V190H210ZM54 192H55V190H54ZM58 192V191H57ZM117 192V191H116ZM131 192V191H130ZM136 192V191H135ZM134 191H133V193H135ZM186 192H188V191H186ZM190 192V191H189ZM207 192V191H206ZM76 193V192H75ZM104 193V192H103ZM112 193V192H111ZM122 193H123V191H122ZM132 193V194H133ZM139 193V192H138ZM200 193L202 194V191H200ZM200 193H198L197 195H195L196 194V192H195V194H194V196H197L196 197V200H198V198H199V202L201 203V201H202V204L204 203V202H206L207 203V205H208V202H209V204H214V201H215V204H216V202H217V205L218 204H220L218 201V199H220V198H217L216 196H218V197H220L219 195H216L215 197L213 196V195H215L214 193H213V195H212V200H210L209 199V201H208V199L205 197V195L204 194H202L203 196H204V199H203V197H200L201 195H199ZM74 193H72V195H73ZM77 194V193H76ZM84 194H81L80 195V197L82 196V195H84ZM87 194H89V193H87ZM106 194V193H105ZM104 194V196L106 197V195ZM160 194V196H161V193H159ZM165 194V193H164ZM172 194V195H173ZM190 194V193H189ZM211 194V193H210ZM210 194H208L209 195V198L211 197L210 196ZM219 194V193H218ZM223 194V193H222ZM113 195V194H112ZM123 195V194H122ZM163 195V194H162ZM207 195V194H206ZM77 196H79L78 194H77ZM89 196H91V195H89ZM135 196V195H134ZM137 196H139V195H137ZM173 196V197H174ZM223 196V195H222ZM3 197V196H2ZM79 197V198H80ZM92 197V196H91ZM103 197V196H102ZM121 196H120V194H119V198H120ZM187 197H188V195H187ZM43 198V197H42ZM77 198V197H76ZM82 199H85V197H81ZM93 199H96V197H92ZM116 198V197H115ZM122 198V197H121ZM175 198V197H174ZM191 198V197H190ZM202 198V199H201ZM4 199V198H3ZM45 199L46 198H43V200L45 201ZM81 199V200H82ZM103 199H105L104 197H103ZM117 199V198H116ZM125 199V198H124ZM155 199H158V198H155ZM160 199H161V197H160ZM159 199V200H160ZM162 199V200H163ZM186 199V198H185ZM188 199V198H187ZM218 201H217V200ZM230 199H234V201L235 200H238V205H242V203H243V201H246V200H252L254 203H255V206H252V204H249V208L251 209V208H253L254 207V209L252 210V213L249 215V216H241L240 214H238V213H235V209H236V207H235V205H233V207L232 208H229L227 205H229V204H231V202H229L230 201ZM97 200V199H96ZM99 201L101 200L100 199V197H99V199H98ZM97 200V201H98ZM120 200H122V199H120ZM154 200V199H153ZM192 200H194V199H192ZM206 200V201H205ZM214 200V201H213ZM224 200H222V201H224ZM47 201V200H46ZM83 202H84V200H82ZM89 201V198L88 199H86V202H88ZM102 201V200H101ZM123 201V200H122ZM161 201V200H160ZM160 201H157V202H159V205H160ZM188 201V200H187ZM195 201V200H194ZM82 202V203H83ZM96 202V201H95ZM104 202H107V201H104ZM118 202V201H117ZM121 202V201H120ZM154 202H156V201H154ZM156 202V203H157ZM174 202H175V204H174ZM109 203V202H108ZM107 203V207H109L108 204ZM119 203V202H118ZM124 203V202H123ZM165 202H162V205L165 207V204H166ZM180 203V204H181ZM188 202H186V204H187ZM196 203V202H195ZM198 203V202H197ZM257 203V204H256ZM89 204V203H88ZM180 204H178L177 206H179ZM221 204H220V206H221ZM45 205H47V204H45ZM82 205V204H81ZM112 205V204H111ZM114 205H116V204H114V202H113V206ZM125 205V204H124ZM161 205V206H162ZM184 205V204H183ZM197 205V204H196ZM207 205H205V206H207ZM216 205V206H217ZM232 205V204H231ZM3 206V205H2ZM82 206H86V203H85V205H82ZM90 206H91V204H90ZM89 206V207H90ZM118 206H120V205H118ZM189 206H191L190 204H189ZM198 206V205H197ZM200 206V205H199ZM204 206V205H203ZM202 206V207H203ZM219 206V205H218ZM221 206V207H222ZM223 206V207H224ZM88 207V206H87ZM92 207V206H91ZM90 207V211H91V208ZM124 207V206H123ZM164 207H162L163 209H166L165 211H167V208H164ZM201 207V206H200ZM208 207V206H207ZM221 207H220V209H221ZM238 207H240V206H238ZM4 208V207H3ZM94 208V207H93ZM97 208V207H96ZM204 208V207H203ZM212 208H213V206L211 207V209L210 210H212ZM216 208L217 207H215V210H214V212L215 211H217V213H220V214H222L223 213V210H221L222 211V213H221V211H219V208L216 210ZM1 209V208H0ZM9 209V208H8ZM87 209V208H86ZM101 209H103L102 207H101ZM110 209V208H109ZM191 209H193V207L191 208ZM209 209L208 208H206V210L208 211V213H210V211H209ZM85 210V209H84ZM94 211H95V209H93ZM107 211H108V209H106ZM106 210H102V211H104L103 212V214H107L108 212L106 211ZM120 210H122V208L120 209ZM151 210H153L152 208H150V210H149V212L151 211ZM181 210V209H180ZM2 211H4V209L2 210ZM87 211H88V209H87ZM86 211V212H87ZM102 211H101V213H102ZM107 213H106V212ZM117 211V210H116ZM123 211V210H122ZM185 211V210H184ZM213 211V210H212ZM8 212V211H7ZM99 212V211H98ZM118 213H119V211H117ZM155 212H157V211H155ZM155 212H152V214L154 215L155 214ZM181 212V214H182V210L180 211ZM186 213L188 212V211H185ZM213 212V213H214ZM82 213V212H81ZM95 213V212H94ZM93 213V214H94ZM100 213V212H99ZM101 213H100V217L102 216L101 215ZM158 213V212H157ZM175 213V214H174ZM178 213H179V211H178ZM189 213V212H188ZM197 214H198V212H196ZM216 213V212H215ZM214 213V214H215ZM217 213H216V217H217ZM5 214H6V212H5ZM14 214V213H13ZM83 214V213H82ZM87 214V213H86ZM109 214V213H108ZM151 214V213H150ZM150 215V217L152 216V218H154L153 217V215ZM159 214H161V213H159ZM167 214V213H166ZM191 214V213H190ZM211 214H212V212H211ZM225 214L227 215L226 217H228V218H231V219H233L234 221L232 222V224H233V226H231L230 225V222L229 221H227L226 220V218H225ZM74 215V214H73ZM97 215H99V214H97ZM121 215V214H120ZM135 215H136V213H135ZM147 215V214H146ZM186 215H188V214H186ZM200 215L202 216V214L200 213ZM213 215V214H212ZM212 215L210 216V219H211V217H212ZM219 215V214H218ZM223 215H221V216H223ZM3 216H4V213H3ZM87 216H88V214H87ZM91 216H92V214H91ZM104 216V215H103ZM156 216V215H155ZM162 216V214L161 215H158V219H156L155 221H160V217ZM182 216V215H181ZM185 216V215H184ZM192 216V215H191ZM201 216H199L198 215V217H201ZM254 218H253V217ZM0 217H2V215H0ZM93 217H97L96 215L95 216H93ZM99 217V216H98ZM106 217H108V219H109V215H106ZM121 217V216H120ZM123 217V216H122ZM163 217V216H162ZM209 217V216H208ZM215 217V216H214ZM219 217V216H218ZM76 219H78V217L76 216L75 217ZM85 218V217H84ZM89 218H90V215H89ZM164 218V217H163ZM163 218H161V220L163 221ZM184 218H186V216L184 217ZM190 219H191V217H189ZM188 218V219H189ZM195 217H193V219H194ZM205 218V217H204ZM81 220H83L82 218H80ZM79 219V220H80ZM95 219V218H94ZM101 219V218H100ZM105 221H107L108 219L106 218H103ZM114 220L116 219V218H113ZM121 219V218H120ZM189 219V220H190ZM207 219V218H206ZM213 219V218H212ZM79 220H78V223L79 224H77L76 222V224L77 225H79V227H81L80 226V222H79ZM89 220H91V219H89ZM104 220H103V222H104ZM110 220L112 221V219L110 218ZM152 219L150 218V221H151ZM165 220V219H164ZM185 220V219H184ZM186 220H187V218H186ZM188 220V221H189ZM203 220V219H202ZM201 220V221H202ZM218 220H220V218L218 219ZM93 221V220H92ZM95 222L97 221V220H94ZM93 221V222H94ZM100 220H98L97 222H99ZM149 221V222H150ZM155 221H152L153 223L155 222ZM178 223H177V222ZM214 221V220H213ZM88 220H87V224H88ZM108 222V221H107ZM115 222H117L118 223V221H115ZM166 221H164L163 223H165ZM190 222V221H189ZM192 222V224H194L193 222L194 221H191ZM191 222H190V224H191ZM0 223H1V227H0V264H55V262H52V261H50V260H48L46 257H44V256H42V254H41V251H40V249H38V248H36L35 247V244L34 243H32V237H33V235L31 236V237H29V238H27L26 236H24V234H23V230H24V221H23V218L22 217H19L18 215H12V214H7V215H5V217H2L1 218V221H0ZM72 223H74L73 221H72ZM82 224V226H83V222H81ZM105 223V222H104ZM152 223V224H153ZM162 223V224H163ZM211 223V222H210ZM213 223V222H212ZM91 224H93V226L95 225L94 223H91ZM98 224H100V223H98ZM107 224H109V222L107 223ZM120 224H121V222H120ZM152 224L150 223V225L152 226ZM208 224V223H207ZM217 224H218V222H217ZM69 225H72V224H68L67 226L69 227ZM85 225H86V223H85ZM113 225H114V223H113ZM117 225V224H116ZM157 225H160V223H158L157 222ZM167 226H168V224H166ZM196 225V224H195ZM194 225V226H195ZM201 225V224H200ZM216 225V224H215ZM66 226V227H67ZM74 226V225H73ZM73 226H71V227H73ZM100 226H102V224H100ZM99 226V227H100ZM212 226V225H211ZM210 226V227H211ZM218 226V225H217ZM216 226V227H217ZM26 227V226H25ZM84 227V226H83ZM89 227V226H88ZM95 227V226H94ZM102 227H105V226H102ZM101 227V229H103ZM109 227H111V226H108V228ZM113 227H115V225L113 226ZM117 227L118 226H116L115 228H116V230H117ZM153 227V226H152ZM151 227V228H152ZM164 227V226H163ZM77 228H78V226H77ZM85 228V227H84ZM84 228H82V230H84ZM87 228V227H86ZM89 228H92V227H89ZM96 228V227H95ZM107 228V229H108ZM150 228V227H149ZM151 228H150V230H151ZM154 228H156V230H157V226H155V227H153L152 229L154 230V232L156 231ZM162 228V227H161ZM215 228V227H214ZM219 228V227H218ZM75 229V228H74ZM109 229H112V228H109ZM119 229V228H118ZM166 229V228H165ZM203 229V228H202ZM210 229V228H209ZM31 230V229H30ZM67 230V229H66ZM70 230V229H69ZM79 230V229H78ZM95 230V229H94ZM99 230V229H98ZM104 231H105V229H103ZM103 230H101V231H103ZM149 230V231H150ZM160 230H162V231H164V232H162V233H165V230L164 229H160ZM194 230V229H193ZM205 230V229H204ZM212 230V229H211ZM74 231V230H73ZM75 231H77V230H75ZM85 231V230H84ZM158 231V230H157ZM157 231L154 233V236H155V234L157 233ZM212 231V232H213ZM31 232H32V230H31ZM79 232V231H78ZM83 232V231H82ZM85 232H87V229H86V231ZM98 232H100V231H98ZM108 232H109V230H108ZM110 232H113V229H112V231L110 230ZM109 232V233H110ZM120 232V231H119ZM151 232H152V230H151ZM167 232V233H168ZM34 233V232H33ZM64 233H66L67 234V232H64ZM71 233V232H70ZM77 233V232H76ZM92 232H89V234H91ZM101 233H103V232H101ZM100 233V234H101ZM123 233V232H122ZM75 234V233H74ZM89 234H87V235H89ZM97 234V233H96ZM100 234H98L99 236H100ZM104 234V233H103ZM107 234V232H105V235ZM116 234V233H115ZM114 233H113V236L115 235ZM148 234V233H147ZM160 234V233H159ZM158 234V235H159ZM81 235V234H80ZM102 235V234H101ZM144 235H146V234H144ZM149 235H152V234H149ZM148 235V236H149ZM198 235V234H197ZM27 236H28V234H27ZM69 236V239H71V241H74V242H76V243H78V245L79 246H81L82 248H80V249H87L88 250V252H89V254H87V262H88V264L90 263V262H92V261H95V260H97V259H99V254H100V256H102V254L101 253H104V251L102 252V251H100V246H102V245H99V241H94V240H91L92 238L91 237H89V236H85V237H82L81 238V240L79 241V242H77V238H78V236H72V238L70 237L71 235H68ZM92 236L94 237L95 236V233H94V235L92 234ZM109 236V235H108ZM116 236H117V234H116ZM147 235H146V237H147V239L149 238ZM153 236V235H152ZM37 237V236H36ZM65 237V236H64ZM96 237H97V235H96ZM95 237V238H96ZM159 236H158V239L160 238ZM34 238H35V235H34ZM98 238V237H97ZM105 238V237H104ZM109 238V237H108ZM107 238V239H108ZM154 238V237H153ZM68 239V238H67ZM66 239V240H67ZM98 240V239H97ZM102 240H104V239H102ZM109 240H110V238H109ZM125 240V239H124ZM154 240V239H153ZM160 240V239H159ZM70 241V242H71ZM108 241V240H107ZM106 241V243L108 244V246H109V243H111L110 241H109V243ZM112 241V240H111ZM152 241V240H151ZM104 242V241H103ZM117 242L119 243V241L117 240ZM154 241H153V243H155ZM60 243V242H59ZM73 243V242H72ZM112 243H113V241H112ZM101 244V243H100ZM106 244V245H107ZM114 244V243H113ZM152 244V243H151ZM55 245V244H54ZM57 245H58V243H57ZM60 246V245H59ZM107 246V247H108ZM114 246H116V243H115V245H113V247H111V244H110V247L111 248H114ZM125 246H126V244H125ZM156 246V245H155ZM106 247V246H105ZM119 247H120V245H119ZM158 247V246H157ZM109 248V247H108ZM107 248V250H109ZM116 248V247H115ZM114 248V250H113V252H116L115 249ZM118 248V247H117ZM148 248V247H147ZM151 248V247H150ZM149 248V249H150ZM155 247H152V249H154ZM159 247H158V249H160ZM179 248H181V250L179 249ZM101 250H102V248H101ZM103 250H104V248H103ZM105 250H106V248H105ZM119 250V249H118ZM183 250H184V252H183ZM84 251V250H83ZM90 251H92V253H94V255H97V256H93L92 254H90ZM151 251V250H150ZM155 251H157V249L155 250ZM154 251V252H155ZM85 252V251H84ZM99 252H101V253H99ZM106 252H109V251H106ZM111 252V251H110ZM110 252L108 253V255L110 256ZM112 252V253H113ZM118 252H121L120 250L118 251ZM117 252V253H118ZM123 252H125V251H123ZM128 252V251H127ZM99 253V254H98ZM142 253V252H141ZM150 253H152V252H150ZM157 253H160L159 251H157ZM160 253V254H161ZM86 254V253H85ZM116 254V253H115ZM119 254H121V255H124V254H122V252L121 253H118L117 255H119ZM125 254H126V252H125ZM155 254V253H154ZM104 255H107L106 253H104ZM104 255H103V258H105L104 257ZM112 255V254H111ZM152 255V254H151ZM165 255H167V256H165ZM83 256V255H82ZM120 256V255H119ZM126 256V255H125ZM125 256H122V257H125ZM158 256V255H157ZM121 257V256H120ZM60 258V257H59ZM126 258V257H125ZM125 258H122V261H123V263H125L124 261H125ZM101 259H102V257H101ZM161 259V258H160ZM82 260H83V257H82ZM90 260H92V261H90ZM127 260V259H126ZM62 261V260H61ZM63 261H65V264L67 263L66 262V260H63ZM63 261H62V263H63ZM159 261H161V260H159ZM182 261V260H181ZM68 262H69V260H68ZM102 262H103V260H102ZM101 262V263H102ZM127 262V261H126ZM128 262H129V260H128ZM69 263H72V262H69ZM131 263V262H130ZM91 264V263H90ZM92 264H93V262H92ZM105 264H115V260L114 259H111V256L107 259V260H105ZM118 264V263H117ZM126 264V263H125ZM128 264V263H127ZM154 264V263H153Z\"/></svg>","mask_w":264,"mask_h":264},{"label":"rangeland","instance_id":"374dc122","mask_svg":"<svg viewBox=\"0 0 264 264\" xmlns=\"http://www.w3.org/2000/svg\"><path fill=\"white\" fill-rule=\"evenodd\" d=\"M41 1L42 0H39V2H41ZM50 1H52V0H50ZM104 1H110V0H57V4H58V8H59L57 13L60 14L61 16L65 17V18L67 17L68 19H70L69 14L70 13L72 14L71 11H73V9L75 8L76 4H78V5H80L82 7V8L80 7L82 12L85 11V14H82V16L80 14V18L82 20V23L85 22V24L83 23V27H82V23H81V27H82L81 30H83L82 31L83 33L81 32V34L84 37L87 35V38H89L88 37L89 36L88 32L87 33L85 32L87 30V28H88V25L91 26V24L89 22H87L88 21V19H87L88 15L93 17V20H94L93 24L95 25V26L93 25V28L97 29L96 25L98 26V30L99 31H97L98 34L96 33L97 37H95L93 35L94 33L91 34L92 35L91 36V38H92L91 41L94 42L93 39L96 38L94 43L91 42V44L92 43L94 44L93 47L91 45V47H92L91 51L88 50L89 49L88 47H87L88 49L85 50L86 47L84 45L83 49H82L84 51V54L83 53H81V54H83L82 56L84 57V55L86 53H89V55L91 57H89V55H88V58H87V54H86V57L84 58V59H86L85 64H86V66H88L89 68L92 69V71L94 72L93 73V77L94 76L98 77L97 79H99L100 82L107 81V77H109V76L115 77V74L119 75L120 72H121V67H122V65L120 64L121 63V59L122 58L123 59H126V58L130 59L132 57H135L136 56V51L137 50L142 51V48L146 46V44H145L146 42L143 41V43L141 45L142 48H139L137 46L136 40L137 41H141V40L137 39V38L136 39L134 38L133 39V43H131L133 45V47H128L126 49L124 48V44L120 43V42H115V43L109 44L108 37H112V39H110L111 41L114 40L113 39L114 35L112 33L113 25H111L110 22H108L107 24L102 25L103 21H104V18H103L104 12H102V11H104L103 9L105 8L104 7L105 6V2ZM115 1L117 3L121 2L120 0H115ZM34 2H33V0L28 2L27 5H26L28 7H26V8H30L32 5H33V8L35 10H36V8H41L39 6L38 0H36V1L34 0ZM21 4L23 5V1L20 2V5ZM34 6H36V8ZM124 6H125V4H124ZM260 7L262 8V6H259V3H258V9ZM83 8H84V10H83ZM98 8H99V10H98ZM77 9L78 8H76V10ZM87 11H89V12L87 13ZM94 14H97V15H94ZM101 14H103V15H101ZM96 16H97V19H96ZM101 16H102L103 21L100 20ZM17 17L19 18V21L24 19V18H20V17H23V16H20V17L16 16L15 18H17ZM6 18L3 17L1 19L3 22L0 20L2 22V23L0 22L1 23L0 26L2 28L5 26V28H7V29L9 28L10 29V26L13 27V24H14V26H16L15 24H17V22L16 23L13 22V24H10V23H12L11 20H15V19H13L12 17H11L12 18L11 19L9 17L10 18L9 19L10 22L8 21L9 22L8 23L7 22L8 18H7V20H6ZM4 20H6V24H5ZM95 20H96V23H95ZM99 20H100V23H99ZM3 23L5 25H3ZM86 23L87 24L89 23V24L86 25ZM7 24L9 26H6ZM1 27H0V33H2L3 36H6V37H3L2 35H0V39L2 41L5 40V41L8 42V40H9V42H10L11 41L10 38L13 39L16 36L18 37L17 33L15 34L16 36H14V34H13V38L11 36L13 32L14 33L16 32L15 29L18 30V26H17V28L16 27L13 28L14 29L13 32H11L12 29H10V30L8 29L9 33H11V35L5 33L8 30H4L5 31L4 33L1 32V30H2ZM99 27H100V29H99ZM66 29L67 28L64 26L63 30L60 33V36L59 35L57 36L58 39H61L62 36H64V33H66ZM59 31H60V29H59ZM100 31H102L103 34L100 33ZM7 35L9 36V38L7 37ZM82 35H81V41H83L85 39ZM102 35L105 36V37L103 38ZM2 37L6 38V39H3ZM82 37L84 38L83 40H82ZM54 39H57V38L55 37ZM85 40L87 41L88 39H85ZM107 40H108V42H107ZM59 44H60V41L58 40L56 46H58ZM42 46H43L42 49H38V50L34 49L35 51L33 50L34 53H36V55L39 56V57L38 56L37 57L39 58L40 61H43L45 59H49L50 58L51 61H54L57 64V63H60L63 60V58L66 57V54H63V51H61L60 49H58L56 51H48L47 47H46L47 45H45L43 43ZM126 46H128V45H126ZM73 48H71L70 50H75ZM145 48H147V47H145ZM14 51L16 52V50H14ZM18 51H20V50H17V52ZM36 51H38V52H36ZM21 52L24 53V50L23 51L21 50ZM3 54H4V52L2 53V56H4ZM81 54H80V56H81ZM62 56H64V57L61 59ZM110 57L115 58V59H113V61H110ZM99 61L101 63H99ZM20 64H24V63H20ZM73 64L76 65V63H74V61H71L69 63H64L63 65H62V63H60L59 66H58V69L60 67H62L63 70H64V73H67V70L69 71V73H71V72L74 73V72L77 71L78 66L76 65V68L73 69L72 66H71ZM131 72H128V73H131ZM111 73H113V75H110ZM58 74H60V73H58ZM107 74H109V75H107ZM125 74H127V73H125ZM37 76L38 77H42L43 80H41V82L37 83V81L35 79L29 78L28 76L27 77H19V76L15 77V76H13L11 78L10 77L9 78H5V80L3 82H0V92H2L3 89H6L7 90L6 95H8V97H5V99L6 100H10L14 104V106H10L8 108H7V104L10 101H8L7 104H6V108H7V111L9 112L10 116H11V113L13 111H15V115H17V113H20L21 111H25L26 112L27 110H31L32 108H35L37 105H41V106L45 105V104L54 105L55 102L59 103L60 105H65V106H67L69 104V98L66 97L65 94H64V91L70 88V86H66L67 83H70L69 80H66L65 77L58 76L60 80H58V83H56L55 86H54V84L52 85V83L49 82V78L45 79V76H40V73H37ZM114 79H117V77H115ZM43 91H47V92L45 93V96L41 97L40 95H41V93H43ZM86 93H88V92H86ZM10 94H11V96H10ZM19 94H21V96H19ZM173 94H174V92H173ZM43 95H44V93H43ZM1 109L2 108L0 107V110ZM156 118L159 119L158 114H157ZM81 132H82L81 135L83 137H85V136L87 137L89 135L88 134L89 133L88 125H84L83 129L81 130ZM262 133L264 134L263 130H258L257 131V139L259 140V144L250 146V147L254 148L253 149L254 152L255 151L257 152V157L256 158L264 156V151H263L264 150V145H260V141L264 140V135ZM84 143L85 142L82 141V146L84 145ZM22 146H24V145H22ZM24 147L26 148V150L28 152H24V153L19 152L18 156H17L16 152L9 150V154L11 156H13L14 159L17 158V157L18 158H22L24 156V158H25L27 156H30V148L27 149L26 146H24ZM250 160H252V159H250ZM258 160H260L262 162V159L258 158ZM10 161H4L3 162L4 165H6L7 170L10 169V168H8L9 165H10V163H9ZM11 169L9 171H7V172L9 174V176L15 178L16 174L13 173L11 171ZM262 174H264V170L262 171ZM234 179H235V177L233 176L229 180H231L232 182L235 183ZM257 179H258V182H262L264 184V175L259 177V178H257ZM229 202H231L232 205L229 204L227 206L229 208H232L233 205H235V207H236L235 213L240 214L242 217L243 216H249L252 213V210L254 209V207L250 209L249 208V204H252V206H255V203L252 200L243 201L242 205H238V200L234 201V199H230ZM238 206H240V207H238ZM226 216L227 215L225 214L226 220L230 222L231 226H233L232 222L234 220L231 219V218H228ZM256 247L257 246H251L250 247V249L252 250L254 255H256V256L259 255V256L264 257V254L262 252H260V250H258Z\"/></svg>","mask_w":264,"mask_h":264}]
</instances>
